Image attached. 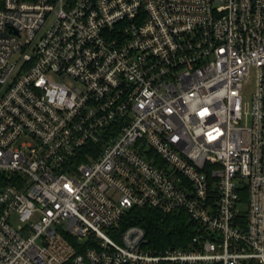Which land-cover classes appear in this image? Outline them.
<instances>
[{
	"label": "built area",
	"instance_id": "1",
	"mask_svg": "<svg viewBox=\"0 0 264 264\" xmlns=\"http://www.w3.org/2000/svg\"><path fill=\"white\" fill-rule=\"evenodd\" d=\"M0 264H264V0H0Z\"/></svg>",
	"mask_w": 264,
	"mask_h": 264
},
{
	"label": "trees",
	"instance_id": "2",
	"mask_svg": "<svg viewBox=\"0 0 264 264\" xmlns=\"http://www.w3.org/2000/svg\"><path fill=\"white\" fill-rule=\"evenodd\" d=\"M118 222L121 228L142 227L149 246L155 249L187 248L194 234L183 213L164 215L149 208H132Z\"/></svg>",
	"mask_w": 264,
	"mask_h": 264
},
{
	"label": "rangeland",
	"instance_id": "3",
	"mask_svg": "<svg viewBox=\"0 0 264 264\" xmlns=\"http://www.w3.org/2000/svg\"><path fill=\"white\" fill-rule=\"evenodd\" d=\"M35 220H36V218L33 219V221H35Z\"/></svg>",
	"mask_w": 264,
	"mask_h": 264
}]
</instances>
